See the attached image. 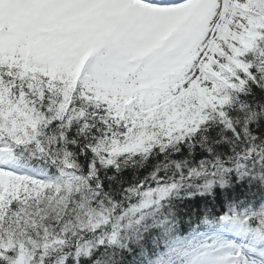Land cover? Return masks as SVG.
Wrapping results in <instances>:
<instances>
[{
    "label": "snow or ice",
    "instance_id": "snow-or-ice-1",
    "mask_svg": "<svg viewBox=\"0 0 264 264\" xmlns=\"http://www.w3.org/2000/svg\"><path fill=\"white\" fill-rule=\"evenodd\" d=\"M0 264H264V0H0Z\"/></svg>",
    "mask_w": 264,
    "mask_h": 264
}]
</instances>
